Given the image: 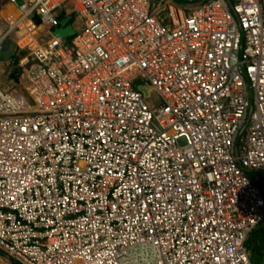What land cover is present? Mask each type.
I'll return each mask as SVG.
<instances>
[{
	"label": "built area",
	"instance_id": "obj_1",
	"mask_svg": "<svg viewBox=\"0 0 264 264\" xmlns=\"http://www.w3.org/2000/svg\"><path fill=\"white\" fill-rule=\"evenodd\" d=\"M180 1L0 0L20 70L0 86V250L20 264H253L264 0Z\"/></svg>",
	"mask_w": 264,
	"mask_h": 264
},
{
	"label": "water",
	"instance_id": "obj_2",
	"mask_svg": "<svg viewBox=\"0 0 264 264\" xmlns=\"http://www.w3.org/2000/svg\"><path fill=\"white\" fill-rule=\"evenodd\" d=\"M176 2L180 4H188L186 2L180 1V0H175ZM68 21V17L65 18L60 22L61 25H65L66 22ZM38 22V21H37ZM73 33L72 27L70 24H66L64 27L59 28L55 31V34L61 37H68ZM15 52V45L11 37H7L1 44H0V62H4L7 59H10L13 57ZM246 124V123H245ZM245 126V125H244ZM262 190L264 192V182L261 180L260 182ZM264 222V220H263ZM1 251V250H0ZM10 257V256H9ZM11 258V257H10ZM14 260L13 258H11ZM17 264H20L16 260H14Z\"/></svg>",
	"mask_w": 264,
	"mask_h": 264
},
{
	"label": "rangeland",
	"instance_id": "obj_3",
	"mask_svg": "<svg viewBox=\"0 0 264 264\" xmlns=\"http://www.w3.org/2000/svg\"><path fill=\"white\" fill-rule=\"evenodd\" d=\"M17 2H21V0H17ZM9 9V8H8ZM3 25L0 21V33L2 31ZM15 58V56H14ZM9 61V59L5 60L4 62H0V86H2L5 83V75H6V71L7 69H9L11 67V64H7ZM12 69H17L16 66H12ZM7 80V79H6ZM254 236L256 237L259 233L260 230H256L254 232ZM247 247L248 250L251 254V260L253 264H262V256H258L253 248V244L252 242H247ZM0 264H17L14 260H12L6 253H4L3 251H0Z\"/></svg>",
	"mask_w": 264,
	"mask_h": 264
},
{
	"label": "trees",
	"instance_id": "obj_4",
	"mask_svg": "<svg viewBox=\"0 0 264 264\" xmlns=\"http://www.w3.org/2000/svg\"><path fill=\"white\" fill-rule=\"evenodd\" d=\"M68 17V21L66 23H70L72 21V15H68V16H62L60 18V21L64 20L65 18ZM19 73L20 70L17 69H13V71L11 72L10 76L12 79L17 80L19 77ZM256 230H260V233L255 237L254 236V232ZM247 242H252L253 244V248L255 253L258 256H264V223H260L250 234Z\"/></svg>",
	"mask_w": 264,
	"mask_h": 264
},
{
	"label": "crops",
	"instance_id": "obj_5",
	"mask_svg": "<svg viewBox=\"0 0 264 264\" xmlns=\"http://www.w3.org/2000/svg\"><path fill=\"white\" fill-rule=\"evenodd\" d=\"M6 78V77H5ZM6 80V79H5ZM264 223V222H263ZM262 261H263V263L262 264H264V256H262Z\"/></svg>",
	"mask_w": 264,
	"mask_h": 264
},
{
	"label": "bare ground",
	"instance_id": "obj_6",
	"mask_svg": "<svg viewBox=\"0 0 264 264\" xmlns=\"http://www.w3.org/2000/svg\"><path fill=\"white\" fill-rule=\"evenodd\" d=\"M1 42H2V41H1ZM1 42H0V43H1Z\"/></svg>",
	"mask_w": 264,
	"mask_h": 264
}]
</instances>
